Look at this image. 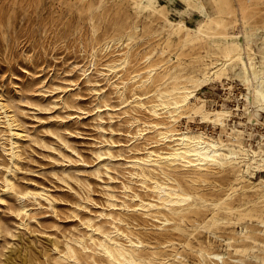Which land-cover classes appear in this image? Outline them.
<instances>
[{
  "label": "rangeland",
  "instance_id": "obj_1",
  "mask_svg": "<svg viewBox=\"0 0 264 264\" xmlns=\"http://www.w3.org/2000/svg\"><path fill=\"white\" fill-rule=\"evenodd\" d=\"M219 11L229 45L248 43L255 72L264 75V0H0V97L15 122L10 130L0 109V264H94L103 258L93 242L104 233L128 245L115 229L140 240L138 255L153 264H264V171L145 164L151 179L192 195V205L175 209L160 205L132 165L170 151L174 142L158 130L172 127L230 147L237 136L264 152L263 125L255 124L264 121V106L251 107L240 64L229 68L228 93L212 82L195 91L207 109L234 111L224 128L185 110L177 121L149 111L158 87L200 76V58L222 60L214 36L184 37ZM128 36L129 64L114 75L106 64L121 58ZM163 50L172 61L141 86L144 56L158 62ZM239 92L247 101L237 100ZM137 128H146L142 137ZM231 188L236 211L216 208ZM140 201L157 207L140 209ZM68 248L78 262L65 257Z\"/></svg>",
  "mask_w": 264,
  "mask_h": 264
},
{
  "label": "bare ground",
  "instance_id": "obj_2",
  "mask_svg": "<svg viewBox=\"0 0 264 264\" xmlns=\"http://www.w3.org/2000/svg\"><path fill=\"white\" fill-rule=\"evenodd\" d=\"M217 17H204L203 20L197 24L195 29L186 28L184 32L185 42H201L204 37L209 34L214 36L213 38L218 41L215 42V47L218 50L222 60L215 59H204L200 58L198 61L202 64L201 75L193 76L188 81L178 82L174 80L170 84H165L162 88H157L155 93V101L149 102V111L154 116H159V111L168 113L169 117L174 121H177L183 114L182 111H188L190 116H199L204 122H210L224 128L226 121L231 117L234 111H226L223 105L217 104L214 110H209L205 107V101L200 99L195 91L200 86L207 85L208 82L219 83L220 85L226 84L225 92L231 88L228 83L229 68L234 64H240L242 67V81L244 88L247 90L246 93L251 94V107L264 106V75L259 76L255 72V64L250 57L252 52L248 43L245 44L244 48H240L238 45H229L227 38L229 32L227 31V20L218 12ZM236 25V22H235ZM240 25H236V37L241 34ZM208 36V35H207ZM133 38L127 37V42L122 47L123 50L120 53L121 58L115 61H111L106 64V68L109 72L117 75L119 71L125 69L129 64V54L132 49L131 42ZM112 46L106 45L105 50H110ZM247 50V62H245L241 56L242 50ZM165 51L160 53L161 59L158 62H154L151 56H144V63L146 65V77L141 79L139 84L141 86L150 83L156 73V66L166 64L172 61L170 57L164 58ZM94 57V55H93ZM176 61L180 64V58L177 56ZM139 75L134 76V78ZM187 82L190 84L187 85ZM136 83V82H135ZM240 95V92H239ZM237 100L247 101V96L240 95ZM138 106L144 107L142 99H139ZM0 109L4 114L5 121L10 130L13 129L14 120L9 114L5 103L0 97ZM259 127L263 125L264 121L260 123L258 120L255 123ZM158 123H153V127L157 128ZM173 128V127H172ZM167 129L166 131L158 130V134L163 140H172L174 144L171 146V150L162 154L156 152H149L147 158L135 159L132 164L137 170L134 175L141 178L144 182L149 181L152 185L150 189L155 194L157 201L161 206L166 208L183 209L185 206L192 205L190 200L192 195L185 192L179 186L170 185L168 183H160L156 180L151 179L147 176L144 171L145 164L160 165L165 162L168 165H181L187 168H193L197 170H208L211 166H233V167H245V171L249 172L251 168L259 169L264 171V152L258 153L253 148H246L241 144L240 138L235 136V140L232 146L221 141L215 142L214 140L206 139L202 134H190L186 132H180L179 134L175 129ZM6 130V129H5ZM145 129L137 128L136 138L142 137ZM242 132L241 130H238ZM12 132V131H11ZM15 133L12 132V135ZM18 135V134H17ZM177 136V137H176ZM176 137V139H174ZM234 142H237L236 145ZM16 141L10 139V154L15 157L17 154ZM7 185L12 187V183L9 179H6ZM232 191L227 193L219 203L215 204L218 209H226L228 212H233L234 207L231 206L232 198L237 191L235 188H231ZM152 207H157L150 202L140 201L139 208L148 211ZM236 211V210H235ZM115 234H121L127 240L128 245L120 242L110 233H104L103 239L93 242L94 248L91 250L93 253H97L102 256L103 260L94 262V264H153L152 260H144L138 252L141 250L142 242L138 239L132 240L127 235L119 232L115 229ZM87 250V248H84ZM178 254V253H177ZM176 256V255H175ZM66 258H71L78 262L75 252L68 248L65 254ZM155 264H168L167 260H159Z\"/></svg>",
  "mask_w": 264,
  "mask_h": 264
}]
</instances>
